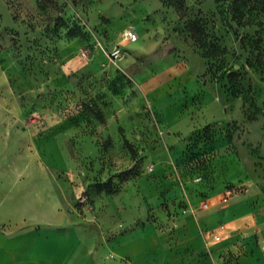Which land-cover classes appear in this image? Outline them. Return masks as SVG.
Masks as SVG:
<instances>
[{
	"label": "rangeland",
	"instance_id": "rangeland-1",
	"mask_svg": "<svg viewBox=\"0 0 264 264\" xmlns=\"http://www.w3.org/2000/svg\"><path fill=\"white\" fill-rule=\"evenodd\" d=\"M117 44L121 59L109 54ZM7 90L27 119L60 129L78 223L117 233L150 220L138 179L161 154L185 189L251 198L264 215L257 0H0V102Z\"/></svg>",
	"mask_w": 264,
	"mask_h": 264
},
{
	"label": "crops",
	"instance_id": "crops-1",
	"mask_svg": "<svg viewBox=\"0 0 264 264\" xmlns=\"http://www.w3.org/2000/svg\"><path fill=\"white\" fill-rule=\"evenodd\" d=\"M128 49L131 57L139 52L132 45ZM4 96L0 226L13 223L16 229L0 233V264H263V210L251 198L223 203L216 190L201 196L185 189L162 154L161 163L138 179L150 210L141 216L154 214L150 220L117 233L116 226L98 232L78 223L66 192L75 162L60 129L27 119L10 101L9 90Z\"/></svg>",
	"mask_w": 264,
	"mask_h": 264
},
{
	"label": "built area",
	"instance_id": "built-area-1",
	"mask_svg": "<svg viewBox=\"0 0 264 264\" xmlns=\"http://www.w3.org/2000/svg\"><path fill=\"white\" fill-rule=\"evenodd\" d=\"M124 36L129 41H136L138 39V34L133 28L127 29L124 33ZM124 52L125 51L122 45L120 44L115 45L112 49L109 50L110 56L115 59H121L124 56ZM219 239L220 236L216 235L215 240H219Z\"/></svg>",
	"mask_w": 264,
	"mask_h": 264
},
{
	"label": "trees",
	"instance_id": "trees-1",
	"mask_svg": "<svg viewBox=\"0 0 264 264\" xmlns=\"http://www.w3.org/2000/svg\"><path fill=\"white\" fill-rule=\"evenodd\" d=\"M238 1H242V0H234V3L235 2H238ZM245 1V0H243ZM246 1H251V0H246ZM259 1L260 5L264 8V3L262 2V0H257ZM237 73H232L231 76H236Z\"/></svg>",
	"mask_w": 264,
	"mask_h": 264
}]
</instances>
